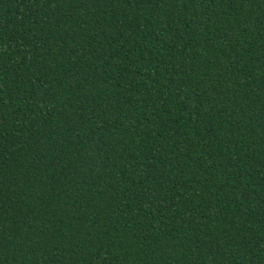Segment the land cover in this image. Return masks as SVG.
Returning a JSON list of instances; mask_svg holds the SVG:
<instances>
[{
    "label": "trees",
    "instance_id": "obj_1",
    "mask_svg": "<svg viewBox=\"0 0 264 264\" xmlns=\"http://www.w3.org/2000/svg\"><path fill=\"white\" fill-rule=\"evenodd\" d=\"M0 264H264V0H0Z\"/></svg>",
    "mask_w": 264,
    "mask_h": 264
}]
</instances>
